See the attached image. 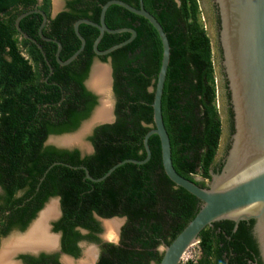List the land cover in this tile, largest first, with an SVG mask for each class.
Listing matches in <instances>:
<instances>
[{
    "label": "trees",
    "instance_id": "obj_1",
    "mask_svg": "<svg viewBox=\"0 0 264 264\" xmlns=\"http://www.w3.org/2000/svg\"><path fill=\"white\" fill-rule=\"evenodd\" d=\"M106 1L66 0L65 7L52 16L51 0H0V185L6 194L0 201V217L8 209L13 213L10 226L18 223L23 228L49 197L59 196L62 217L55 229H61L72 242L78 238L98 241L91 234L99 230L94 214L126 218L121 245L104 243L97 264H158L162 257L158 248L169 244L200 207L194 195L175 185L164 172L158 135L148 139V161L123 163L101 181L86 178L80 168L64 165H83L98 178L119 161L145 157L143 137L154 126L152 102L162 59L155 28L144 17L112 4L105 13L106 25L132 28L136 37L97 56L93 42L99 31L81 23L85 46L74 60L61 65L56 60V43L38 33L41 14L33 12L19 21L31 39L15 26L22 13L43 11L47 22L42 33L61 43L59 58L65 61L80 46L74 22L85 18L98 23ZM122 1L139 6V0ZM142 2L162 26L170 47L161 113L172 165L179 175L205 187L223 166L224 158L216 163L223 124L211 38L199 1ZM216 22L219 28V18ZM130 35L105 32L97 47L105 50ZM218 51L221 54L219 47ZM95 59L111 66L114 121L94 127L88 136L94 149L90 155L81 157L78 149L45 145L50 135L76 130L96 106L97 96L85 86ZM226 96L229 100V92ZM227 112L229 138L234 131L230 106ZM228 148L229 140L224 155ZM54 162L61 164L49 168ZM19 189L24 194L15 198ZM253 223L252 219L241 220L234 228V222L222 220L206 226L198 237L196 264H252L259 255ZM77 226L90 234L79 235L74 231Z\"/></svg>",
    "mask_w": 264,
    "mask_h": 264
},
{
    "label": "water",
    "instance_id": "obj_2",
    "mask_svg": "<svg viewBox=\"0 0 264 264\" xmlns=\"http://www.w3.org/2000/svg\"><path fill=\"white\" fill-rule=\"evenodd\" d=\"M213 1L217 6L220 20L216 36L212 35L210 37L214 59L216 58L214 62L215 73L219 71L220 74L216 78L217 95H219V80L221 84L225 80L229 92V103L233 112L234 131L229 137V148L224 155L220 172L212 174L211 180L205 187H201L179 175L172 165L170 140L161 113V97L169 63L170 47L162 26L144 8L142 0H139L138 7L122 0H108L101 6L98 23L85 18L76 20L73 28L80 40V46L65 61L59 58L62 48L61 43L55 39L45 37L42 33L47 22V16L43 11L38 9L29 10L19 15L15 21V26L22 36L31 39L22 31L19 21L33 12L41 14L42 22L38 28V33L44 40L56 43V60L61 65H66L74 60L85 46V39L79 32V24L81 23L92 25L99 31L93 42V50L97 56H105L131 42L136 37L137 32L132 28L112 29L106 25L104 21L105 13L112 4L120 5L130 12L144 17L158 33L162 43V59L152 102L154 126L143 137L145 157L141 160L129 158L119 161L98 178L92 177L83 165L71 166L64 164L68 167L82 169L85 172V177L92 181H101L123 163L142 164L148 161L151 155L148 139L152 134L158 135L164 172L175 185L184 188L200 201V207L195 216L169 244L161 245L158 248L162 254L158 264H180L186 250L199 240L201 230L214 222L230 220L234 222V228H236L239 221L250 219L254 221L252 235L257 243L262 264H264V0ZM51 2L52 5L53 3L57 4L54 0H51ZM62 8H57L56 11L53 10L51 15H55ZM105 32H129L131 35L126 40L105 50H99L97 46ZM32 40L35 42L34 39ZM38 47L41 49L40 45ZM218 47L221 49V54ZM96 66H106L108 73L106 94L96 90L92 85L93 70ZM111 72L109 62L107 64L103 62L94 64L93 62L85 85L97 96V104L90 116L73 131L74 133H63L66 134L65 136L79 133L83 138L85 135L89 136L95 126L114 121L113 107H111L110 97L108 96L110 91L112 93ZM105 102L110 109L109 119L92 122L94 113ZM80 142L73 144L55 142V144L60 148H77L83 152ZM56 164H61V162H54L49 168Z\"/></svg>",
    "mask_w": 264,
    "mask_h": 264
},
{
    "label": "flooded vegetation",
    "instance_id": "obj_3",
    "mask_svg": "<svg viewBox=\"0 0 264 264\" xmlns=\"http://www.w3.org/2000/svg\"><path fill=\"white\" fill-rule=\"evenodd\" d=\"M65 2L66 0L63 2V8L65 7ZM202 6L204 7V12L209 16V19H212L211 21L214 30L213 35L216 36V32L218 30V25L216 20L217 18H219L217 6L213 0H207V1L202 0ZM225 84L226 82L225 80H223V102H224L226 118H228L227 111L230 106V103L226 96V92H228V89L227 87L226 88L224 87ZM112 114L114 115V104H113ZM56 135H61V134H56ZM49 137L46 139L45 145L47 146L52 145L58 149H65V148L57 147L56 144L49 143L48 142ZM87 142H88V146L87 145L82 146L83 152L80 151L81 157L93 153L94 150L93 145L88 140V137H87ZM67 150H72V149H67ZM222 158H224V154ZM42 179L43 177L41 178V180ZM23 194H24V190L19 189L15 192L14 197L18 198ZM5 195H6L5 191L0 185V201L3 200ZM29 197H27L26 199H29ZM50 204H54L55 213L46 220L45 233L48 236L54 238V242H53L54 244L51 247L48 246H42L37 248L23 247L20 249L19 248L16 249L15 246L13 247L14 249L11 248L8 253L6 252L5 254H3V252H5L4 250L9 248L13 241H17L18 239L23 238L30 231V229L34 226L35 222L40 217L41 213L45 211V209H47L46 207H48ZM11 216H13V213H11L10 210L6 209L3 212V215L0 217V264H97L100 255L102 254V245L104 243L121 245L122 243L121 230L126 222V218L122 216L101 217L97 214H94L93 217L97 223V226L99 227V230L91 232V234L95 236L98 239V241L96 242V241H90L86 238H78L76 241L72 242L69 239V237H67V234H64L61 229L58 230L55 229V224L62 217V209H61L59 196L49 197L44 202L41 209H39V211L35 214V216L32 217L23 228L18 223L10 226L9 221L11 219ZM110 220H116L117 223V227L116 230L113 232V236L107 234L106 231V222ZM212 228L213 229L216 228V232H218L220 229L219 227H214V225H212ZM74 231L82 236L90 234V231L88 229H85L80 226L75 227ZM72 250H75L76 252H73ZM3 255H5L6 257L5 260L3 259L4 258ZM258 262L262 264L260 255L254 256V260L252 264H258Z\"/></svg>",
    "mask_w": 264,
    "mask_h": 264
},
{
    "label": "bare ground",
    "instance_id": "obj_4",
    "mask_svg": "<svg viewBox=\"0 0 264 264\" xmlns=\"http://www.w3.org/2000/svg\"><path fill=\"white\" fill-rule=\"evenodd\" d=\"M97 67L102 66H96L93 70V79H92V85L93 87L102 92L103 94L107 93V87H108V76L107 72L105 70H98ZM110 117V109L109 105L106 104V102L94 113L93 115V121H103L107 120ZM81 141L80 134H74L69 136H64L59 139H57V142L65 143V144H73V143H79ZM45 211H43L38 218V220L35 222L34 226L30 229V231L21 239H18L17 241H13L9 248L4 250L3 254L6 252L8 253L11 248L16 246L17 248H37L42 246H48L51 247L54 243V238L48 236L45 232V223L46 220L52 216L55 213L54 204H50L48 207H46ZM117 223L116 221H110L106 222V231L107 234L110 236H113V232L116 230ZM14 249V248H13ZM3 259L5 260L6 257L3 255Z\"/></svg>",
    "mask_w": 264,
    "mask_h": 264
},
{
    "label": "rangeland",
    "instance_id": "obj_5",
    "mask_svg": "<svg viewBox=\"0 0 264 264\" xmlns=\"http://www.w3.org/2000/svg\"><path fill=\"white\" fill-rule=\"evenodd\" d=\"M54 1L57 2V4L53 3V5L51 6V12H53V10H55L57 8H62L63 2L65 0H54ZM199 1L201 3V10H202L201 16H202V19L205 22V26L207 28L209 36L212 37V35L214 33L213 26H212V21H211L212 19H209V16L204 12V7L202 6V0H199ZM215 60H216V58L214 59V62H215ZM99 63H101V61H99L98 59L94 60V64H99ZM105 64H107V63H105ZM102 67L106 68V66L105 67L102 66ZM218 72H216V78L219 77V75H220ZM107 76H108V74H107ZM218 87H219V95H218L217 105H218V108H219L220 117L222 119L223 133H222V137H221V140H220L219 149H218V152H217V155H216V162L219 161L222 158V156H223V154L225 152V148H226L227 141H228V136H229V134H228V122H227L226 113H225V109H224V102H223V84H221L220 80H219ZM108 96L110 97L109 99H110V102H111V107H113V104H114L113 93H111V91H110ZM65 135L66 134L52 135V136L49 137L48 142L51 143V144H55V142H57L56 139H59V138L65 136ZM87 137H88V135H85L83 138H81V142H82V143L80 142L81 146H85V145L88 146ZM208 183H209V181H207V184ZM110 221H116V220H110ZM110 221H107V222H110ZM194 249H196V248L195 247L190 248L189 252L188 251L185 252L186 255L184 257V261L187 258H189L190 253Z\"/></svg>",
    "mask_w": 264,
    "mask_h": 264
},
{
    "label": "built area",
    "instance_id": "obj_6",
    "mask_svg": "<svg viewBox=\"0 0 264 264\" xmlns=\"http://www.w3.org/2000/svg\"><path fill=\"white\" fill-rule=\"evenodd\" d=\"M193 247H195L196 249H194V250H192V252L190 253V255H189V258H187L185 261H184V257H185V255H186V253L183 255V257H182V259H181V263H185L186 261H191L193 264H196V260H197V258H198V256H199V247H198V241L197 242H195L194 244H192L187 250H186V252L188 251H190V248H193Z\"/></svg>",
    "mask_w": 264,
    "mask_h": 264
},
{
    "label": "crops",
    "instance_id": "obj_7",
    "mask_svg": "<svg viewBox=\"0 0 264 264\" xmlns=\"http://www.w3.org/2000/svg\"><path fill=\"white\" fill-rule=\"evenodd\" d=\"M96 69H97V71H98V70H105V71L107 72V69H106V68H103V67H97ZM107 74H108V73H107Z\"/></svg>",
    "mask_w": 264,
    "mask_h": 264
}]
</instances>
